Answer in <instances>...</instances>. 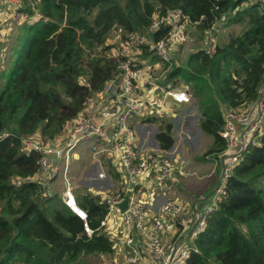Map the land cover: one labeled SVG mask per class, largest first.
Here are the masks:
<instances>
[{
  "label": "trees",
  "instance_id": "16d2710c",
  "mask_svg": "<svg viewBox=\"0 0 264 264\" xmlns=\"http://www.w3.org/2000/svg\"><path fill=\"white\" fill-rule=\"evenodd\" d=\"M34 7L40 17L28 3L18 10L31 23L21 29L14 67L0 75V264L110 259L114 243L100 228L107 206L83 187V193L75 191L93 230L88 237L62 199L34 181L40 155L25 151L23 141L58 138L86 100L118 75L117 63L128 58L108 56L117 46L108 43L111 37L121 33L124 43L134 34L145 37L150 42L138 45L137 57L146 58L153 55L150 45L170 31L164 24L151 31L155 18L179 11L189 21L188 34L215 48L198 47L181 66L166 62L163 83L189 86L200 128L213 140L207 155L223 153V108L255 102L264 82V7L256 0H38ZM226 16L225 29L245 27L216 44L215 25ZM153 61L161 60L153 55ZM171 129L155 136L163 151L174 145ZM103 165L117 183L116 169L105 159ZM224 189L183 264H264V132L242 153Z\"/></svg>",
  "mask_w": 264,
  "mask_h": 264
},
{
  "label": "built area",
  "instance_id": "2783aa9c",
  "mask_svg": "<svg viewBox=\"0 0 264 264\" xmlns=\"http://www.w3.org/2000/svg\"><path fill=\"white\" fill-rule=\"evenodd\" d=\"M37 1L6 0L7 10L18 11L25 3L35 10ZM256 1L264 7V0ZM35 15L40 17L37 10ZM3 24L0 15V45L6 37ZM163 24L170 31L167 37L152 43L150 50L162 62H169L172 51L188 41L189 21L179 11H172L161 19L155 18L150 30ZM214 48L213 45L207 52L212 53ZM117 70L113 80L86 100L85 109L67 125L62 137L23 141L25 151L40 155L34 181L41 184L45 194H52V184L60 176L64 185L62 202L82 221L83 230L90 237L93 230L87 222L88 214L78 204L71 177L73 164L82 162V150L87 146L85 154L98 165L97 178L111 184V188L99 191L96 196L107 206L100 228L110 235L116 256H124L123 264H183L191 246L178 250L179 243L186 238L193 242L203 231L207 216L217 209L225 195V180L242 153L257 145L264 132V82L255 102L224 108L219 132L225 142L224 178L201 207L183 203L174 194L168 196L179 170L168 150L140 145L136 132L137 121L161 111L167 99L178 106L190 104L189 88L160 86L158 82L165 72H159L149 61L122 60L117 63ZM148 114L151 115L146 117ZM104 159L119 173L117 183L107 173ZM159 191L161 196L157 198L155 193ZM125 197L127 208L121 212L119 205ZM160 198L164 199L161 203Z\"/></svg>",
  "mask_w": 264,
  "mask_h": 264
},
{
  "label": "rangeland",
  "instance_id": "374dc122",
  "mask_svg": "<svg viewBox=\"0 0 264 264\" xmlns=\"http://www.w3.org/2000/svg\"><path fill=\"white\" fill-rule=\"evenodd\" d=\"M1 12H5V11H1ZM1 16L4 20L3 28H4L5 32L8 34L9 30H10V32L12 31L14 22L12 20H7L6 17H4V15H2V14H1ZM228 17H230V16H226L225 18H223L220 21V23H217L215 25V29H216L215 36L220 35L219 36V43H222L225 39H227L230 36V33L231 34L232 33L239 34L245 27L244 24H239V25H235V26H229V28L226 27L227 29H225L224 25H226V23L228 21ZM14 30H15V27H14ZM119 35H120V37H119ZM198 36L199 35L197 33L190 34L188 41L182 47L178 48L175 51H172V54L170 57L171 59H169V60L172 61L173 66L184 65L186 63V60H187L188 56L190 55V53L194 52L193 50H196L198 47H206L208 44H210V42L204 44L203 42L199 41ZM204 37L206 40L208 35L206 34ZM118 38L122 39L121 33H119L116 36H113L109 39V41H108L109 44H116L117 46L114 48V50L108 51V56L112 55L115 57V59H118L120 56H126L130 60L153 61V55H150L146 58H141L140 60L137 57V55L140 52V50L137 49L138 45L146 44V43L150 42L145 37L134 34L131 37V39L126 43H124L123 40H122L123 42H120L118 40ZM208 46L212 47L211 44ZM207 49L209 50V48H207ZM8 58H9V55H7L5 52L2 55H0V67H2V66L6 67L7 66L9 61H6V60H8ZM13 59H14V53L10 57V61H12V62H10L11 68H12V66L14 67ZM169 70H170V68H168L167 71L166 70L164 71L165 75L161 80H159L158 84L161 85V82L166 77ZM172 82H173L174 87H180L183 85V84H181L180 81H178V82L172 81ZM1 83H2V81H0V85H1ZM183 86H186L189 88V86H187V85H183ZM149 115H151V114L146 115V117ZM171 115L172 114H171L170 108H163L161 111H157L156 116H155L156 117L155 122L157 124L156 125L157 130H159L161 128L165 129L167 125H171V127H172L171 135H173V137H174V141H175L174 144L175 145H173V147L171 149H169L172 152L171 157L176 158V162H181L182 158L180 157V154L183 151L188 152V154L195 153L196 154V161L201 162V164L203 165L202 169L196 171L195 174L191 175V172H190L191 176H188L187 178L189 179V183H193V184L187 190L197 193L198 191L203 189V185L205 183L206 184L208 183L205 190L208 192L211 191V188L214 186L215 182L217 181V177H218L217 172L219 173V170H218V167H215V162H213L212 159H208V158L212 157V156H208L207 153H208V150L210 149V147L212 146L213 141H212V138L210 136H208L207 134H204L199 129V123L201 120L200 119L201 115L199 114V112L196 108L194 100L192 99L190 104H188L186 106H182V108L180 110L176 111L175 117L171 118ZM151 117H153V114L151 115ZM64 132L58 138L62 137ZM136 132H137V135L139 138L140 145L145 146V147H153V121H147L146 119L138 120L136 123ZM86 147H84L82 150L83 156L87 150ZM190 156H191V154H190ZM173 162H174V160H173ZM174 165H175V168L178 169L175 162H174ZM81 168H83L82 172L79 171ZM87 168H88V163H82V164H75L74 163L73 164V167L71 170V174H72L71 177L74 180L76 193H83V190L81 189L82 185H83V184L81 185L82 182L77 183V182H79V180H81L83 178L82 173L84 174V179H87L86 181L90 180V178H91L90 177L91 175L86 171ZM179 170L181 172V169H179ZM91 171L92 172L95 171L94 166H91L90 172ZM180 172L178 171L176 173L177 179H176V182L174 183L173 186L177 185L178 176L180 175ZM222 178H224L223 171L221 172V177H220L219 181L217 182L216 187H218ZM81 181H83V180H81ZM95 184H96V188H98V190L103 191V190H106L107 188H111V184L107 183L106 181L95 182ZM180 186L183 188H186V185H184V184H182ZM53 188L56 189V193L58 195H61V193L64 189V185L59 180H56L53 182L52 189ZM206 191H204L203 194H207ZM182 246H191L190 239L186 238L183 241H181L178 245V250L181 249ZM125 261H126V259H124V256L120 255V257H117L115 252H114V254L111 256L110 259H109V257L108 258L107 257L106 258L94 257L93 259H91V258L83 259V261L81 263L82 264H123Z\"/></svg>",
  "mask_w": 264,
  "mask_h": 264
},
{
  "label": "crops",
  "instance_id": "0c3cea01",
  "mask_svg": "<svg viewBox=\"0 0 264 264\" xmlns=\"http://www.w3.org/2000/svg\"><path fill=\"white\" fill-rule=\"evenodd\" d=\"M1 11H5V12H1ZM0 12H1L0 15L1 14L4 15V17H6L7 20H12L14 22L12 31L10 32V30H9L8 34L6 33V37L4 39V42L0 45V55H2L5 52L7 55H9V58L6 61H9L10 57L13 55V53L15 56V52L19 48V45H20L19 41L22 38V30H21L22 27L24 25L30 24L31 22H30V20L27 19L26 14H23L20 12L18 13V11L7 10L6 0H0ZM14 27H15V30H14ZM219 36L220 35L216 36V39H215L216 44L217 43L219 44ZM226 40L227 39H225L223 42H225ZM213 45L215 46V44H213ZM193 51H195V50H193ZM10 62H12V61H9L6 67L5 66L0 67V75H1L2 71L7 70L9 68ZM149 62L151 64H153V66H155L159 72H164L165 70L167 71V69H168V68H165L166 62H162V61H149ZM0 81H2V83H3L2 79H0ZM2 83H1V85H2ZM1 85H0V87H1ZM167 85L173 86L172 83H168ZM160 86H166V85H164V83L162 81ZM183 106H186V105H183ZM165 108L171 109V114H172L171 118H172V117H175V112L180 110L182 108V106L181 105L180 106L174 105V103H172L169 99H167V101L165 102ZM196 108H197V106H196ZM197 110H198V108H197ZM223 110H224V108H223ZM198 112H199V110H198ZM199 114H200V112H199ZM155 116H156V112L153 113V117L150 116L146 120L147 121H150V120L153 121V150H161L160 147L158 146L156 139H155L156 134H158V132L160 130V129L159 130L156 129L157 124L155 122L156 121ZM200 119H202L201 116H200ZM199 129L201 130L200 123H199ZM172 137H173V135H172ZM36 138H39V137L37 136ZM173 139H174V137H173ZM212 144H213V142H212ZM168 152L172 156V152L170 150H168ZM190 154H191V156H190ZM190 154H188V152H186V151H183L180 154V157L182 158L181 162H176V158L172 157L175 164L178 167V170L181 169V172L179 170L180 175L178 176L177 185L173 186L172 188H169L168 196L174 194V198L178 199L179 201H181L183 203H187L190 205H193L194 203H196L198 206L202 207L203 201L207 202L208 199L210 198V196L212 195L213 191L215 190V188L217 186V182L219 181V179L221 177V172L223 170V166L226 163V159H225L223 153L216 154V155H214V154L208 155V156H212L211 158H208V159H212L213 162H215V167H218L219 173L217 172V174H218L217 181L215 182L214 186L211 188V191L208 192L205 190L206 186L208 185V183L207 184L205 183L203 185V189L196 193V192H191V191L187 190L193 184V183H189V179L187 177L195 174L196 171L201 170L203 165L201 164V162L196 161V154L195 153H190ZM82 163H88V168L86 169V171L91 175L90 176L91 178H90V180L86 181L87 179H84V174L82 173L83 178L81 180H83V181L79 180V182H77V183L82 182L81 185L83 184L82 185L83 189H86L87 192L96 196L99 193V191H102V190H98V188H96L95 182H103L102 180H99L97 178L98 165L93 160H91L87 154H85L83 156V160L81 163L75 162V164H82ZM91 166L95 167V171H93V172L91 171L92 173L90 172ZM82 170H83V168H81L79 171L82 172ZM190 172H191V175H190ZM57 180L62 182L60 176L57 178ZM182 184L186 185V188L181 187L180 185H182ZM84 186H88L89 189L84 187ZM90 187H92V188H90ZM54 188L52 189V187H51L52 194L58 195L56 193V189H54ZM204 191H206L207 194H203ZM74 193H75V189H74ZM155 195L157 196V198H159V196H161V192L159 191V192L155 193ZM58 196L60 198H62V193H61V195H58ZM163 200L164 199L160 198L159 203H161Z\"/></svg>",
  "mask_w": 264,
  "mask_h": 264
},
{
  "label": "water",
  "instance_id": "95a60500",
  "mask_svg": "<svg viewBox=\"0 0 264 264\" xmlns=\"http://www.w3.org/2000/svg\"><path fill=\"white\" fill-rule=\"evenodd\" d=\"M128 197H125L124 201L119 205V209L121 212H124L127 208Z\"/></svg>",
  "mask_w": 264,
  "mask_h": 264
}]
</instances>
